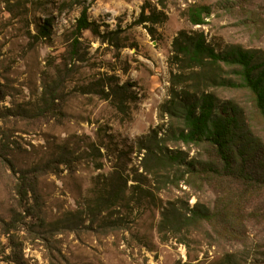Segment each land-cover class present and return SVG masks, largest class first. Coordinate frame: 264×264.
I'll return each instance as SVG.
<instances>
[{"label": "rangeland", "instance_id": "374dc122", "mask_svg": "<svg viewBox=\"0 0 264 264\" xmlns=\"http://www.w3.org/2000/svg\"><path fill=\"white\" fill-rule=\"evenodd\" d=\"M81 1L0 0V264H264V190L245 197L231 230L215 221L166 241L160 233L171 203L182 213L214 212L234 198L229 183L192 174L221 165L215 149L177 141L183 119L163 116L178 73L174 40L203 32L218 52L264 55V0ZM85 5L102 36L85 31L76 52ZM144 7L165 22L140 24ZM195 7L210 8L206 25L190 22ZM221 67L218 76L241 83L238 68ZM116 83L127 86L126 113L103 98ZM208 90L240 115L264 163L254 95ZM153 131L160 148L149 155ZM161 149L184 162L158 161ZM113 186L118 195L104 197Z\"/></svg>", "mask_w": 264, "mask_h": 264}, {"label": "trees", "instance_id": "16d2710c", "mask_svg": "<svg viewBox=\"0 0 264 264\" xmlns=\"http://www.w3.org/2000/svg\"><path fill=\"white\" fill-rule=\"evenodd\" d=\"M74 1L76 4H83L81 0ZM89 9V5H85L77 20L73 44V50L76 52L79 38L85 31L102 36L100 27L90 20ZM147 9L143 8L140 24L155 25L165 22L164 13L151 11L152 13L147 14ZM205 14H210L209 7L193 8L189 13L192 25H206ZM48 27L50 24L46 23L41 30L44 37L51 34ZM223 64L239 69L240 84L217 75V70H222ZM170 65L177 68L178 73L172 71L170 100L166 107L164 106L163 116L175 114L183 119L185 129L175 134L177 141L195 145L209 144L215 149L221 165L207 164L192 174L206 180L229 183L234 190L227 189L228 197L234 198L214 212L206 208H188V212L182 213L171 203L162 213L163 219L160 223V233L164 241L168 240L170 234H181L184 229L188 231L205 222L218 221L225 229H233L237 222V213L244 208L242 204L245 197L257 195L264 190L261 144L243 130L240 115L227 104L221 106L217 96L208 90L214 85L248 89L254 95L256 108L264 120V55H260L258 51L244 50L239 46L218 52L208 43L203 32L190 34L181 31L173 43ZM102 94L105 100H110L126 113V103L130 99L127 86L116 83L115 87L112 85L110 92L103 91ZM158 135L157 131H153L143 147L149 155H156V150L160 148ZM139 149L142 151V140ZM161 159L171 164L184 162L181 153H166L162 149L158 161ZM191 167L196 170L193 164ZM118 190L119 187L113 186L108 196L104 197H114L118 195Z\"/></svg>", "mask_w": 264, "mask_h": 264}]
</instances>
